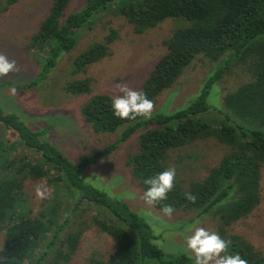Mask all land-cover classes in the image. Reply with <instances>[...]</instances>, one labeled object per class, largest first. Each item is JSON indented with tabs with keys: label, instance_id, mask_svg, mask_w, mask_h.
I'll list each match as a JSON object with an SVG mask.
<instances>
[{
	"label": "trees",
	"instance_id": "trees-1",
	"mask_svg": "<svg viewBox=\"0 0 264 264\" xmlns=\"http://www.w3.org/2000/svg\"><path fill=\"white\" fill-rule=\"evenodd\" d=\"M18 1L6 0V3L12 5ZM70 1L53 0L48 15L33 35V43L45 52L39 59L38 76L28 83L8 81L0 87L8 83L19 89L31 88L46 79L63 54L75 48L78 32L94 27L97 17L107 7L127 18L137 34L158 26L169 17L185 19V24L176 27L164 39L166 53L156 62L141 88L155 104L157 97L170 88L197 57H208L218 64L204 78L199 92L182 107L172 112L158 108L152 119H119L113 114L111 95L91 96L81 108L84 121L98 133L121 132L107 146L78 161L51 143L48 139L51 125L31 129L17 113L6 112L0 106V166L3 168L0 172V235L5 233L0 264H24L26 260L44 263L46 252L35 256L34 243L42 241L52 231L53 236L45 248L56 250L55 264H70L82 230L69 232L65 237L68 241L63 245L55 244L60 232L69 226L71 215L83 218L85 210H92L90 223L115 242L114 251L107 259H101V264H194L191 253L157 233L127 201L94 186L84 176L91 164L116 150L138 131V150L129 155L128 163L143 192L149 187L144 184L146 178L170 167L171 152L175 149L212 135L230 146V151L202 181L185 187L176 175L174 190L168 193L167 200L155 207L162 212L163 205L171 204L175 208L173 214H190L189 223L205 215H216L219 219L217 233L231 241L228 254H239L247 264H264V252L243 237L228 233L233 222L250 214L261 201L264 0H118L114 8L111 6L116 0H85L80 8L66 14ZM117 35L113 30L103 41L94 42L78 53L73 60V74L86 71L89 65L110 55V45ZM237 62H243L251 70L253 80L224 96L229 110L224 112L213 105L210 98L224 73ZM91 85L89 77L76 78L66 84L65 90L83 95L90 93ZM212 110L222 113L212 115ZM18 144L24 145L32 155L23 154L24 151L12 154L10 148ZM42 178L52 182L55 195L50 197L49 206L39 214H32L24 204V184L28 179ZM60 189H64L62 195L67 193L73 202H70L71 210L64 211V220L58 222L65 204L58 197ZM185 192L196 197L194 203L185 197ZM176 226L183 227L181 223Z\"/></svg>",
	"mask_w": 264,
	"mask_h": 264
},
{
	"label": "rangeland",
	"instance_id": "rangeland-1",
	"mask_svg": "<svg viewBox=\"0 0 264 264\" xmlns=\"http://www.w3.org/2000/svg\"><path fill=\"white\" fill-rule=\"evenodd\" d=\"M84 1L71 0L66 14L80 8ZM52 2L53 0H19L7 5L6 0H0V52L5 53L10 59H15L21 69L19 72L9 73L8 76L0 78V84L8 81L24 84L38 76L39 59L45 52L43 53L42 48L33 43V35L38 32L40 24L48 15ZM117 5L118 0L114 1L111 7ZM95 23L94 27L84 28L78 32L75 48L63 54L56 69L46 79L31 88L19 89L8 83L0 87V106L6 112L17 113L31 129H43L45 125H51L48 139L74 161L107 146L121 132V130L116 133L94 131L83 119L81 108L85 101L97 93H106L112 97L122 95L113 90L115 84L122 82H127L133 89L141 90L149 72L166 53L164 39H167L176 27L186 22L185 19L169 17L158 26L137 34L127 18L115 9L107 7V10L97 17ZM113 30L117 31L118 37L110 45L111 54L89 65L86 71L73 74V60L78 53L94 42L103 41ZM217 64L218 61H212L208 57H197L177 81L157 97L155 110L162 107L165 111L172 112L182 107L199 92L204 78ZM250 71L243 62L234 63L231 70L225 72L214 87L211 103L224 112L229 111L225 106L224 96L253 80ZM87 77L92 80L90 93L76 95L65 90L68 82ZM221 113L216 110L211 111L212 115ZM138 136L139 131L120 144L116 150L103 156L95 164H91L84 173L86 180H91L89 182L94 186L127 201L157 233L181 245L185 250L186 237L192 234L190 229L193 226L205 227L217 232L219 219L216 215H205L189 223L190 214H173L169 218L155 206L149 207L145 204L142 198L143 189L132 175L128 163L129 155L138 150ZM23 151V154L32 155V152L21 144L16 145L14 149L10 148L12 154H21ZM229 151L230 146L227 143L221 142L218 137L212 135L205 140L175 149L171 152L169 166L176 168L177 177L185 187H188L191 183L202 181L207 177L211 169L217 166ZM0 172H3L1 166ZM37 185L50 189L51 195L44 199L38 198L35 193ZM54 190L55 186L47 178L36 181L26 180L23 198L29 212L39 214L49 206L50 197L55 195ZM63 193H65L64 189H60L58 197L65 204L63 216L57 219L58 222L64 220V211H70L72 207L70 202H73L70 195L66 193L63 196ZM82 211L78 210V212ZM91 213L92 210H85L83 218L78 215L72 217L70 214L69 226H66L57 237L58 241L55 245L58 247L67 240L65 237L69 232L82 230L70 264H101V259H107L115 249L112 237L93 222L90 223ZM178 223L183 227L178 228L176 226ZM228 233L243 237L257 250L264 252V165L261 169L259 205L244 218L233 222L228 227ZM51 236L53 231L42 241L34 243L35 256L38 257L46 252L42 264L57 262L53 258L56 250L45 248ZM4 240L3 232L0 235V249L5 243ZM177 244L175 246H178ZM24 264L35 263L26 260Z\"/></svg>",
	"mask_w": 264,
	"mask_h": 264
},
{
	"label": "clouds",
	"instance_id": "clouds-1",
	"mask_svg": "<svg viewBox=\"0 0 264 264\" xmlns=\"http://www.w3.org/2000/svg\"><path fill=\"white\" fill-rule=\"evenodd\" d=\"M20 70L15 59H10L5 53L0 52V78ZM113 90L122 93V95L112 97L111 107L117 118L126 120H136L137 117H143L146 120L152 119L155 102L149 99L144 91L131 88L127 82L115 84ZM176 175V168L173 166L154 177L146 178L144 184L149 187L144 191L142 197L145 204L153 207L161 201L167 200L168 193L175 188ZM35 193L40 199L51 195L50 189L41 185L35 187ZM184 195L188 200L195 202L196 197L190 192H185ZM162 212L170 218L175 212V208L171 204H165L162 207ZM190 231L192 234L186 237V250L192 254L190 258H194V264H247V261L242 259L239 254H228L231 241L225 240L219 233L196 226H193Z\"/></svg>",
	"mask_w": 264,
	"mask_h": 264
}]
</instances>
